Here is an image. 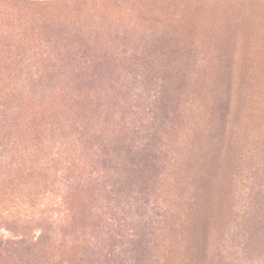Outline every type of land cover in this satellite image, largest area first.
<instances>
[{
  "label": "rangeland",
  "instance_id": "rangeland-1",
  "mask_svg": "<svg viewBox=\"0 0 264 264\" xmlns=\"http://www.w3.org/2000/svg\"><path fill=\"white\" fill-rule=\"evenodd\" d=\"M0 264H264V0H0Z\"/></svg>",
  "mask_w": 264,
  "mask_h": 264
}]
</instances>
